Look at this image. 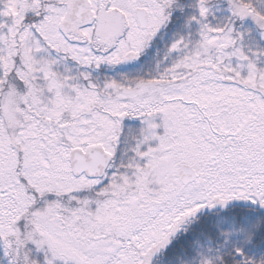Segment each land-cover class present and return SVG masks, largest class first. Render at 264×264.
I'll return each mask as SVG.
<instances>
[{"label":"snow or ice","instance_id":"snow-or-ice-1","mask_svg":"<svg viewBox=\"0 0 264 264\" xmlns=\"http://www.w3.org/2000/svg\"><path fill=\"white\" fill-rule=\"evenodd\" d=\"M0 264H264V0H0Z\"/></svg>","mask_w":264,"mask_h":264}]
</instances>
